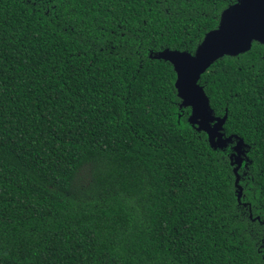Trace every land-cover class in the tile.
Listing matches in <instances>:
<instances>
[{
    "label": "trees",
    "instance_id": "16d2710c",
    "mask_svg": "<svg viewBox=\"0 0 264 264\" xmlns=\"http://www.w3.org/2000/svg\"><path fill=\"white\" fill-rule=\"evenodd\" d=\"M238 0H0V264H264V44L200 83L173 64Z\"/></svg>",
    "mask_w": 264,
    "mask_h": 264
},
{
    "label": "water",
    "instance_id": "95a60500",
    "mask_svg": "<svg viewBox=\"0 0 264 264\" xmlns=\"http://www.w3.org/2000/svg\"><path fill=\"white\" fill-rule=\"evenodd\" d=\"M254 41L264 44V0H238L223 10L218 26L205 34L194 53L167 49L155 55L173 64L178 95L183 105L191 107L189 121L208 134L210 144L225 148L236 139L230 159L236 174L238 199L243 195L239 169L246 154V143L236 135L226 136L223 127L227 114L223 117L213 114L200 79L218 59L247 52Z\"/></svg>",
    "mask_w": 264,
    "mask_h": 264
}]
</instances>
